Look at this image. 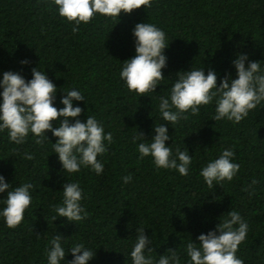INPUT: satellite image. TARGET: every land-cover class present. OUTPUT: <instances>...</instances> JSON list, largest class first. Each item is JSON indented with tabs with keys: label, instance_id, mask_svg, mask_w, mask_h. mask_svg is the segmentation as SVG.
I'll return each instance as SVG.
<instances>
[{
	"label": "trees",
	"instance_id": "obj_1",
	"mask_svg": "<svg viewBox=\"0 0 264 264\" xmlns=\"http://www.w3.org/2000/svg\"><path fill=\"white\" fill-rule=\"evenodd\" d=\"M142 21L155 24L170 41L162 74L171 80L157 86L151 99L128 92L118 76L123 61L134 55L131 30ZM79 27L73 33L50 0H0V72H18L28 80L38 65L58 90L79 89L86 100L74 102L85 110L79 119L95 115L114 141L98 156L104 163L101 175L87 168L69 175L62 173L50 143L38 145L30 135L16 145L0 133V175L13 188L34 185L19 226L10 229L0 220V264H47L54 235L64 238L65 252L76 243L95 252L88 264H131L135 229L141 227L152 239L156 259L177 249L186 264V243H198L196 237L213 229L229 210L238 211L249 225L236 255L244 264H264V107L233 124L215 122L214 105L203 106L199 115L188 114L173 128L156 111L157 97L166 95L177 73L191 66L205 73L214 69L217 86L225 73L235 78L231 61L236 53L264 67V0H151V7L121 13L117 20L97 16ZM22 60L29 63L21 65ZM60 91L58 109L63 107ZM153 123L168 127L173 137L166 145L173 152L186 147L193 155L187 177L156 169L149 157L138 159L132 137L137 131L150 139ZM47 135L54 143L56 138ZM227 148L235 152L240 170L231 182L211 189L199 175L201 166ZM26 152L33 159H24ZM129 174L132 179L125 184L122 178ZM63 182H78L83 189L87 217L75 224L63 217L52 221ZM72 258L67 253L63 264Z\"/></svg>",
	"mask_w": 264,
	"mask_h": 264
},
{
	"label": "clouds",
	"instance_id": "obj_2",
	"mask_svg": "<svg viewBox=\"0 0 264 264\" xmlns=\"http://www.w3.org/2000/svg\"><path fill=\"white\" fill-rule=\"evenodd\" d=\"M56 14L72 25V32L80 30V25L88 24L97 16L117 20L121 13L130 14L133 10L151 7V0H50ZM131 35L134 44V55L123 61L118 76L128 92L137 97L157 93V86L166 80L162 70L167 67L165 49L169 45L166 33L153 23H136ZM21 65H27L22 60ZM235 78L225 73L217 86L218 73L203 67H192L188 71H180L172 80L166 95L157 97L159 103L156 111L160 119L168 126L178 125L186 120L187 115L197 116L201 107L214 105L212 120L230 121L238 124L249 113L264 107V67L261 61H251L246 53H236L231 61ZM60 91L47 78L45 71L38 65L31 68V79L26 80L20 73L13 71L0 72V133L7 134L10 142L23 145L31 135L38 145L48 142L52 146L51 153L56 154L62 173L78 174L82 168L90 169L97 176L104 172L103 157L114 142L111 132H105L102 122L95 115L86 114V119L79 117L85 111L74 102L84 101L85 96L77 88H71L61 96L57 108L56 95ZM150 115V114H149ZM55 122V126L54 123ZM173 128V127H172ZM56 138L50 142L47 133ZM165 123H153L150 139L143 133H136L132 143L136 145L138 159L146 157L156 169L175 170L187 177L193 162L187 148H177L175 152L166 141L172 140ZM23 158L33 159L32 154L24 153ZM240 170L235 162V152L231 148L224 149L215 159L208 160L201 166L199 175L207 187L221 186L231 182ZM123 182L129 183L131 174L124 176ZM257 181L253 180L252 184ZM32 183H22L12 187L0 175V220L12 229L19 226L24 219L25 210L32 202ZM61 203L54 206L55 215L66 218L71 223L84 220L87 212L81 204L84 199L83 189L78 182L61 184ZM223 217V218H221ZM143 227L135 229V243L129 253L131 264H181V257L176 250H167L168 255H152L149 246L152 239L146 236ZM249 231L248 222L236 210H229L226 216L218 217V223L206 234L196 237L184 246L186 264H244L236 254L239 246L246 240ZM60 235H54L46 249L47 264H63L67 253L72 259L66 264H88L95 256L83 243H76L65 252ZM157 256V255H156Z\"/></svg>",
	"mask_w": 264,
	"mask_h": 264
}]
</instances>
